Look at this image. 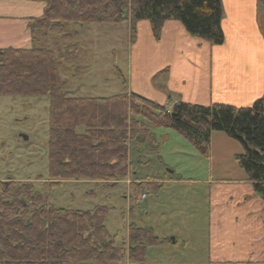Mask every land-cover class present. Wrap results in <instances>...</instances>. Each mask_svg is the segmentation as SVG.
<instances>
[{
    "label": "trees",
    "instance_id": "obj_1",
    "mask_svg": "<svg viewBox=\"0 0 264 264\" xmlns=\"http://www.w3.org/2000/svg\"><path fill=\"white\" fill-rule=\"evenodd\" d=\"M36 1L45 7L41 16L28 20L34 36L56 30L57 39H72L76 34L68 32L69 24L129 20L133 39L136 22L146 20L157 40L163 23L176 20L194 38L211 45L224 41L221 0ZM257 4L264 8V0H257ZM53 48L37 44L31 49H0V96L48 100L49 179L126 178L129 145L151 141L154 134L149 125L178 131L203 156H208L210 135L216 131L239 143L242 152L235 155V161L264 201V98L245 107L179 102L166 112L163 106L132 92L73 96L65 88L60 66L63 59L75 57L77 47L71 43L64 51ZM141 184H133V191ZM150 185L147 192L156 194L160 184ZM48 193L36 190L29 182L0 181V264H108L124 258L126 251L115 245L116 235L104 225L107 206L90 210L55 207L48 201ZM132 213L130 209V220ZM170 240L159 238L149 226L131 222L126 257L141 262L148 246Z\"/></svg>",
    "mask_w": 264,
    "mask_h": 264
},
{
    "label": "rangeland",
    "instance_id": "obj_2",
    "mask_svg": "<svg viewBox=\"0 0 264 264\" xmlns=\"http://www.w3.org/2000/svg\"><path fill=\"white\" fill-rule=\"evenodd\" d=\"M67 30L78 35L72 39H56L55 30L41 44L48 48L56 46L53 48L56 52L64 51L71 43L77 47L75 57L63 59L60 66L65 88L73 96L105 97L124 92L131 79V58L133 69L148 71L150 68L151 53L156 49L142 41V33L138 50L131 57L136 36L134 33L131 39L126 21L69 24ZM52 42L55 45H51ZM137 52L145 56L138 60L139 64ZM163 79L165 77L159 75L149 83H163ZM47 107L45 97L0 96V181L32 183L36 190L49 192L48 201L55 207L90 210L97 205L107 206L105 228L116 235L115 245L126 251L124 258L108 264H203L208 243L204 231H208V188L211 186L205 182L224 177L223 171H240L235 161V155L242 152L239 143L221 132H212L209 154L203 156L178 131L149 125L150 132L155 128L156 148L148 149L152 143L149 139L144 144L131 142L128 156L132 174L128 171L126 178L119 181L54 180L48 178L46 171ZM144 156L149 162L139 166L137 159L145 160ZM146 175L166 177L170 182L157 181L160 184L157 193H148L150 182L142 181L146 180ZM133 184H141L139 190L134 192ZM130 209L133 210L131 220ZM131 222L140 227L154 223L158 233L170 230L182 233L181 238L186 243L184 247L179 243L178 249L162 245L167 242L148 246L142 261L134 263L135 260L126 257L127 227ZM160 235L159 238H167Z\"/></svg>",
    "mask_w": 264,
    "mask_h": 264
},
{
    "label": "crops",
    "instance_id": "obj_3",
    "mask_svg": "<svg viewBox=\"0 0 264 264\" xmlns=\"http://www.w3.org/2000/svg\"><path fill=\"white\" fill-rule=\"evenodd\" d=\"M221 1L224 41L219 45L190 36L176 20L163 23L157 40L148 21L136 22L131 57L138 50L142 33V41L156 50L151 53L148 71L133 69L131 58V79L126 90L120 93L138 94L168 111L179 102L245 107L264 98V8L258 7L257 0ZM44 7L45 3L36 0H0V49H31L47 40L50 32L34 36L28 27V20L41 16ZM54 38L57 39V35ZM140 59L145 56L137 52V64ZM159 75L165 77L163 83H149ZM153 130L155 128H151L154 134ZM155 138L154 134L148 149L156 148ZM144 143L146 141L137 144ZM144 157L145 160L137 159L139 166L149 162ZM239 169L241 172L223 171L224 177L205 182L211 186L208 188V231H204L208 243L203 264H264V201L254 193L252 182ZM131 171L129 156L130 174ZM145 179L142 181L170 182L166 177L146 175ZM162 219L165 218L162 216ZM152 224L149 227L157 236L163 234L171 239L162 245L178 249L180 243V247H184L182 233L172 230L158 233Z\"/></svg>",
    "mask_w": 264,
    "mask_h": 264
},
{
    "label": "built area",
    "instance_id": "obj_4",
    "mask_svg": "<svg viewBox=\"0 0 264 264\" xmlns=\"http://www.w3.org/2000/svg\"><path fill=\"white\" fill-rule=\"evenodd\" d=\"M168 111V110H167Z\"/></svg>",
    "mask_w": 264,
    "mask_h": 264
},
{
    "label": "water",
    "instance_id": "obj_5",
    "mask_svg": "<svg viewBox=\"0 0 264 264\" xmlns=\"http://www.w3.org/2000/svg\"><path fill=\"white\" fill-rule=\"evenodd\" d=\"M173 240V239H172Z\"/></svg>",
    "mask_w": 264,
    "mask_h": 264
}]
</instances>
